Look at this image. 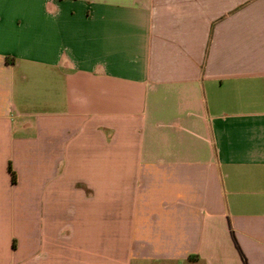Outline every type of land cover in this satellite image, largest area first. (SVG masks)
Masks as SVG:
<instances>
[{
	"label": "crops",
	"instance_id": "0c3cea01",
	"mask_svg": "<svg viewBox=\"0 0 264 264\" xmlns=\"http://www.w3.org/2000/svg\"><path fill=\"white\" fill-rule=\"evenodd\" d=\"M0 264H264V0H0Z\"/></svg>",
	"mask_w": 264,
	"mask_h": 264
},
{
	"label": "trees",
	"instance_id": "16d2710c",
	"mask_svg": "<svg viewBox=\"0 0 264 264\" xmlns=\"http://www.w3.org/2000/svg\"><path fill=\"white\" fill-rule=\"evenodd\" d=\"M9 169H10V171L12 173V178L15 181L16 180V172L14 171V169H13L11 164L9 165Z\"/></svg>",
	"mask_w": 264,
	"mask_h": 264
}]
</instances>
